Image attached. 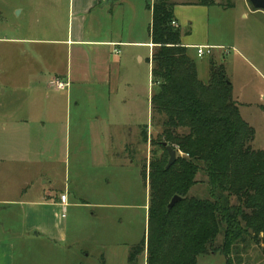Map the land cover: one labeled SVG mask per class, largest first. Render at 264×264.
I'll list each match as a JSON object with an SVG mask.
<instances>
[{
	"label": "rangeland",
	"instance_id": "1",
	"mask_svg": "<svg viewBox=\"0 0 264 264\" xmlns=\"http://www.w3.org/2000/svg\"><path fill=\"white\" fill-rule=\"evenodd\" d=\"M243 1L251 7L247 0H215L214 4L209 5L208 16L205 9L184 8L182 12L192 17L193 22L191 25H181L180 28L182 37H194L200 32L201 19L203 27L208 30L209 41L224 45L222 54L218 50L214 52V56L205 54L198 57L195 54L198 78L207 82L211 59L215 58L223 63L226 75L233 83L234 99L246 103L241 105L240 113L255 131L252 148L259 150L264 149V97L259 94L260 90L264 91L263 76H259L240 57V52L248 53L250 59L262 57L264 36L261 21L259 24L258 19L249 15L247 19L242 17L243 13H247ZM143 3L145 8V0ZM148 21V17L144 15L143 23ZM6 32L7 28L0 29V34ZM254 47L259 48V56L255 51H250ZM11 50L6 44H0V117L28 116L36 122L37 117L43 116L47 108L56 106L58 110L55 115L60 117L62 114L66 123V110L69 106L70 109L71 106L74 108L76 103L81 106H96L95 115H103V109L107 105L106 98L101 96L103 90H96L92 100L88 101L86 98L81 102L73 95L67 96L66 91L53 93L44 90L37 85L45 76L40 78L35 74H23V66L21 69V64L14 61L21 50L16 49V53ZM146 63L143 56L138 65L140 76L136 77L139 85L137 91L143 100L144 109L147 106L148 89L151 90L152 87ZM33 106L37 111L28 112ZM71 116L68 113V128L40 129L32 124L24 128V135L10 126H0V155L5 158L0 162V186L10 189L8 195L17 197L27 194L29 196L26 197H36L40 184L50 181L61 189L64 186L68 188L73 197L72 202L77 203L76 206L66 207L65 241H49L44 238L32 240L25 237L19 239L11 236L14 238L11 241L13 264H130L127 260L130 247L147 234L149 182L146 174L152 152L157 156L162 153V148L156 144L157 137L162 132L161 117L156 115L151 119V124L146 128V142L139 139L135 144L129 138L122 147L121 154L106 155L104 160L94 161L93 167V161L88 155L90 146L88 148L86 144H73L77 138L75 132L84 130L75 129ZM67 131L70 133L68 154L64 141ZM131 134L132 131H129V135ZM40 136L43 141H40ZM150 140L154 143L151 144ZM22 151L26 158L20 160L18 157ZM177 155L183 153L177 151ZM22 156L24 157L23 154ZM195 180L196 183L189 189L187 196L208 198L207 176L201 168L196 172ZM235 202L236 198L232 196L230 204ZM249 232L253 234L251 229ZM2 236L4 235H0ZM259 236L262 237V233ZM222 242L221 230L208 251L197 256L196 264H225L226 257L220 250ZM263 247L264 243L257 242L252 236L239 238L231 248L232 264H264ZM146 258L147 247H144L136 258V264H146Z\"/></svg>",
	"mask_w": 264,
	"mask_h": 264
},
{
	"label": "crops",
	"instance_id": "2",
	"mask_svg": "<svg viewBox=\"0 0 264 264\" xmlns=\"http://www.w3.org/2000/svg\"><path fill=\"white\" fill-rule=\"evenodd\" d=\"M154 1L145 0L144 8L143 0H0V29L7 28L5 34H0V44H6L15 53L16 49L21 50L17 56L15 54L14 61L21 64V69L23 66V74L45 76L37 86L53 93L66 91L67 96L77 97L78 102L86 98L92 100L96 90H103L101 96L107 102L102 116L95 115L96 106L76 103L74 108H67L66 123L62 114L60 117L55 115L58 108L50 106L43 116L37 117L36 122L28 116L2 118L5 117L3 115L0 117V126H10L23 135L24 128L32 124L40 129L68 128V113H71L75 129L84 130L75 132L77 138L73 144L90 146L88 155L93 167L94 161H102L106 155L121 154L129 138L133 143H138L141 139L140 130L151 124L152 87L148 89L147 106L144 109L143 100L137 91L139 85L136 77L140 76L138 65L145 56L150 84L153 44L148 28L152 14L147 5H152ZM174 1V16L179 27L193 22L192 17L182 12L184 8L205 9L208 16L209 5L199 4L198 0ZM243 5L247 13H243L242 17L247 19L253 16L259 20V24L261 21L264 36V11L249 7L246 1H243ZM144 15L148 17V23H143ZM199 26L200 32L194 37L181 36V43L187 48L188 55L195 60V47L198 45L212 47V56L216 50L222 54L224 45L209 41L208 30L203 27L201 19ZM250 51H255L259 56V48H250ZM240 57L259 76L264 77V54L260 58L250 59L248 53L240 52ZM211 60L221 63L215 58ZM196 69L198 72L197 62ZM56 78L66 82V87L56 88L53 84ZM259 94L264 97L263 90ZM236 101L240 109L241 105H246ZM30 109L27 111H37L35 106ZM60 112L63 113V110ZM129 131L133 134L129 135ZM39 139L44 140L41 136ZM64 141L66 147L67 144L69 146L68 131ZM18 158H26L25 153L20 152ZM4 160L0 155V162ZM9 193L7 186H0V235H4L0 237V264H13L11 241L14 238L11 236L32 240H66V207L77 204L72 202L73 197L68 188L64 186L61 189L50 181H43L36 197H26L29 196L27 194L11 197Z\"/></svg>",
	"mask_w": 264,
	"mask_h": 264
},
{
	"label": "trees",
	"instance_id": "3",
	"mask_svg": "<svg viewBox=\"0 0 264 264\" xmlns=\"http://www.w3.org/2000/svg\"><path fill=\"white\" fill-rule=\"evenodd\" d=\"M174 6V0L147 5L152 14L151 119L161 117L156 144L162 153L152 152L146 174L147 234L130 247L127 260L136 264L147 247L146 264H196L222 230L220 250L225 264H232L231 248L239 238L252 236L264 243V149L251 146L255 131L240 114L224 65L210 60L207 82L198 78L196 62L181 43V28L172 23ZM141 140L147 141L146 128ZM163 143L176 150L168 168ZM200 168L207 176L209 197H188ZM173 195L181 199L167 209Z\"/></svg>",
	"mask_w": 264,
	"mask_h": 264
},
{
	"label": "water",
	"instance_id": "4",
	"mask_svg": "<svg viewBox=\"0 0 264 264\" xmlns=\"http://www.w3.org/2000/svg\"><path fill=\"white\" fill-rule=\"evenodd\" d=\"M248 2L250 3V5L257 10H263L264 11V0H248ZM166 146V150L168 153V161L166 164V168H168L169 166L172 165V163L175 161L176 159V150L171 147L170 145H166L165 143H163ZM181 199V196L179 195H173L172 198L170 199V201L167 204V209L172 208L176 202H178Z\"/></svg>",
	"mask_w": 264,
	"mask_h": 264
},
{
	"label": "built area",
	"instance_id": "5",
	"mask_svg": "<svg viewBox=\"0 0 264 264\" xmlns=\"http://www.w3.org/2000/svg\"><path fill=\"white\" fill-rule=\"evenodd\" d=\"M172 23H173L174 26H177L176 21H173ZM195 50H196V55L198 57H201V56H203L205 54H211L212 47L207 46V45H198V46L195 47ZM53 84L58 89H63L67 85L66 82H64V81H62L61 79H58V78L53 80Z\"/></svg>",
	"mask_w": 264,
	"mask_h": 264
}]
</instances>
